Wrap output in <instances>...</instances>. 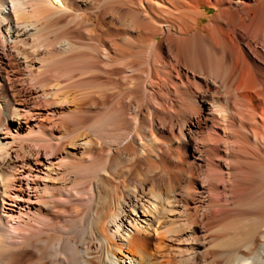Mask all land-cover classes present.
I'll return each instance as SVG.
<instances>
[{"label": "bare ground", "instance_id": "obj_1", "mask_svg": "<svg viewBox=\"0 0 264 264\" xmlns=\"http://www.w3.org/2000/svg\"><path fill=\"white\" fill-rule=\"evenodd\" d=\"M0 264H264V0H0Z\"/></svg>", "mask_w": 264, "mask_h": 264}, {"label": "rangeland", "instance_id": "obj_2", "mask_svg": "<svg viewBox=\"0 0 264 264\" xmlns=\"http://www.w3.org/2000/svg\"><path fill=\"white\" fill-rule=\"evenodd\" d=\"M10 76H12V75L9 74V77H10ZM17 76H18V77H17ZM19 78H20V79H19ZM9 79H10V81H11V82H10L11 85L14 84V85L18 86V88H20V87L22 88V89H21V88L18 89L16 86H13V88L15 87L14 89H16L17 92H19V93H18L19 98H20V99H23V98L26 97L25 99H27V95H28V94L24 91V89L27 88L28 84H27V83L25 82V80L20 76V74H17L15 77H10ZM13 79L15 80V83H12ZM23 81H24V82H23ZM13 82H14V81H13ZM16 83H17V84H16ZM21 83H22V84H21ZM24 84H25V85H24ZM23 86H24V88H23ZM20 91H21V93H20ZM20 94H21V95H20ZM21 96H22V97H21ZM37 102H38V101H37ZM99 122H100V119H99Z\"/></svg>", "mask_w": 264, "mask_h": 264}]
</instances>
